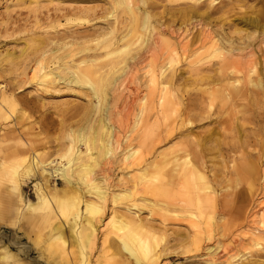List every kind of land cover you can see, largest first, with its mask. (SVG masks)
Here are the masks:
<instances>
[{
  "label": "bare ground",
  "instance_id": "1",
  "mask_svg": "<svg viewBox=\"0 0 264 264\" xmlns=\"http://www.w3.org/2000/svg\"><path fill=\"white\" fill-rule=\"evenodd\" d=\"M38 1L29 0V4H35L27 6L31 15L41 12L43 6ZM67 1H100L102 5L57 8L54 21L73 12L89 17L86 22L93 26L96 21H106V27L99 28L100 31L94 28L91 34L69 35L61 40L62 48L81 45L108 48L111 50L102 59H114L105 70L98 68L95 56L89 60L93 63L82 59L58 67V75L44 71L39 60L34 62L32 71H42V79L52 76L64 83L87 85L95 98V109L103 105L101 82L116 88L120 79L124 92L130 83L125 79L131 75L135 80L132 97L135 111L129 109V114L132 113L134 125L127 124L129 132L118 157L117 148H112L113 143L120 147L118 137L110 141L106 117L98 122L99 128L84 122L73 129V125L81 123L76 121L70 125L69 132L74 130L75 139L85 146L84 151L74 150L72 143L64 153L56 154L52 151L40 154V148L33 142L0 145V213L9 216L10 224L14 223V234L23 238L28 237V226L49 227L47 239L44 238L46 246L29 249L27 254L7 238L8 245L0 246L2 258L8 259L2 264H21L20 258L28 259V252L39 253L46 264L51 261L52 264H100L98 259L91 263L90 257L97 239L96 226L104 214L96 203L84 200L80 188L105 205L109 199L119 198L115 188H126L127 184L146 204L150 217L157 214L162 220L186 224L188 246L183 254L195 257L187 264H264L248 260L264 261V5L262 11L260 8L235 18L237 23L220 24L216 38L210 26L222 19L227 6L236 9L238 0H222L219 7L215 6L216 0H207L204 5L198 3L200 0H188L190 5L180 8L178 17L175 16L181 21L178 27L173 24L174 15L165 14L169 7L160 3L180 0ZM159 5L162 11H158ZM119 12L123 15L119 16ZM46 18L50 21V14L46 13ZM190 20H193L189 23L192 29L188 30L186 22ZM212 22L215 24L211 25ZM247 28L255 30L245 32ZM229 29L230 32H224ZM138 30L143 31L137 34ZM132 47L135 52H128ZM202 52L223 57L215 66H209L201 59ZM39 65L40 69L35 68ZM107 75L112 79L105 80ZM141 75L145 90L138 85ZM91 76L97 79L96 83L90 82ZM185 96L186 103L182 99ZM15 102V95L8 94L0 84V114L7 118L5 104L15 108ZM130 107L125 102L123 109ZM202 126H207L205 132L192 135L193 129ZM97 136L99 139L95 140ZM176 139L166 151L156 152L157 147ZM9 150L16 152L15 159L10 157ZM62 159L65 165L58 167ZM206 159L211 162L209 170ZM20 166L21 173L17 170ZM118 170L131 172L128 181L114 179ZM20 175L39 180L35 201L24 202ZM4 178L10 185L6 186ZM57 180H61V189ZM69 191L72 194L68 195ZM63 195L64 198H59ZM50 199L56 202L55 209L49 208ZM45 206L48 211L43 210ZM133 206L123 212L117 208L110 210L112 216L119 213L120 219L112 228L122 249L134 264H160L163 256L171 259L176 252L174 246L168 245L170 233L166 234L165 229L163 234L158 233L156 223L142 221ZM55 219L59 221L54 223ZM205 221H210L212 226L203 228L201 224ZM66 230L74 237L77 248L69 249L64 238ZM149 237L152 242L157 237L164 239L161 251L146 244ZM113 245L107 236L102 238L103 250ZM12 249H16L17 255H10Z\"/></svg>",
  "mask_w": 264,
  "mask_h": 264
},
{
  "label": "rangeland",
  "instance_id": "2",
  "mask_svg": "<svg viewBox=\"0 0 264 264\" xmlns=\"http://www.w3.org/2000/svg\"><path fill=\"white\" fill-rule=\"evenodd\" d=\"M206 1L207 0H200L198 3L204 5L207 3ZM38 2L43 7L41 12L34 16L31 15L27 6L32 7L35 6V4H29V0H0V84L5 86V90L8 94H14L17 100V102H15V108L5 104L7 118L0 114V145L4 143L5 147L15 143H18L19 145L20 143L32 144L33 142L40 148V154H46L49 151L56 154L57 152L64 153L69 143H72L74 145V150H78V152L84 151L85 146H83V143H81L80 140L78 141L75 139L73 133L74 130L69 132L70 125L76 122H81L76 127L74 125L72 126V128L75 129L82 126L85 122L84 125L89 123L92 127L99 128L98 122L103 117H106L105 125L108 127V131L111 135L110 141L112 140V137H118L117 142H119L120 147L114 143L112 145L113 149L117 148L115 156L118 157L122 154L121 149L124 146V138L129 132V129H126V126L127 124L133 122L131 116L132 113L129 114V109H131L132 112L135 111V105L132 102L133 88L135 87V80L133 77L131 75H127L125 82L127 81L126 83H130L129 88H127L124 92L122 91V88H120L122 83L120 79L118 80L116 88L111 87V85L108 84L105 85L101 82L100 86H102L104 91L102 101L103 105L101 109H95L93 107L95 98L91 97L87 85L83 83L79 85L74 83L69 84L68 82L64 83V81L59 80L58 78L56 79L52 76L47 79H42L40 76L42 71L37 70L34 72L31 69L35 61L41 60L40 65L44 67V71H50L53 75H58V67L62 68L64 66L76 64L82 59L88 60V63H93L94 61L91 62L89 60L96 57V65L98 68L105 70L108 67V62L114 58H102L104 57L105 52L110 51L111 49H98V47L95 46L93 49V45H88L87 47H81V45L73 46L71 48H62L63 45L60 44L61 40L67 38L69 35L91 34L92 29L94 28L98 30L101 27L105 28L106 21H96V24L93 26L92 23L86 22L89 20V17L87 18L85 16L87 19L85 20L84 15H81L80 13L74 14L73 12L67 14L64 18L58 21L59 23L52 19L54 16V10L57 8L62 10V8L68 9L75 6L88 7L96 6L97 4L102 5V3L100 1L91 3L80 1L81 3H74L67 0H39ZM189 2L190 1L188 0H180L179 2H162L160 4H164L169 7L170 10H165V14L167 17L169 14L174 15L173 17L176 19L173 24L175 27H178L181 21L177 18V11L186 5H190ZM216 2L218 3L215 4V6L219 7L222 0H216ZM238 4L239 6L236 9H232L230 6L224 8V10L227 9V12L222 19L219 22H216V24L215 22L211 23V25L215 24V26L210 27L211 32H213L216 38L218 36L215 34L217 33L216 31L219 29L220 24L225 23V25L228 26L231 23H237L234 19L239 16L249 15L254 11L257 12L260 8L262 11L264 2L262 1V4H258L252 0H238ZM195 5L198 6L197 3ZM160 10L162 11L163 8L160 7L158 11ZM46 13L50 14V21L46 18ZM118 15L122 16L123 14L119 12ZM191 21L193 20L186 22L187 25L183 24V26L186 25L187 28L189 27L188 30L192 29V25L189 24ZM242 28L245 29V27ZM247 29L248 30L245 32L255 30L249 28ZM142 31L143 30H138L136 32L137 34H140ZM227 31L230 32L231 29L224 32ZM193 32L195 31L193 30ZM218 33L221 32L219 31ZM91 36L93 37L94 35ZM66 41L70 42V40ZM127 51L132 53L135 52V49H127ZM127 51L125 50L124 52ZM124 52L122 53V56H124ZM222 52L225 53V51ZM73 53H76V55L71 57L70 55ZM201 54H204L201 59L205 65L209 66H215L223 57L222 54L213 52L211 54L202 52ZM24 64L27 66L26 68H24ZM40 65L35 68L40 69ZM82 66L83 65H80V68H82ZM182 68H184V66H182L181 69ZM143 77L144 75L139 76L140 82L138 85H141V88L145 90V79H143ZM124 78L122 77L121 79ZM111 79L112 78L110 76H105V80L109 81ZM142 79L144 80V83H142ZM89 80L92 83L97 82V79H95L94 76H91ZM40 81H42V84H40ZM131 81H133V83ZM182 99L183 102L186 103L187 96ZM125 102L131 104L132 107L123 109ZM251 113L248 112L247 114ZM130 125L133 126L134 123ZM249 127L253 128L254 125L249 124ZM206 130L207 126L195 128L192 130V135L201 133V131L205 132ZM88 134L90 136L93 135L92 132ZM213 137H217V135H213ZM98 139L99 138L97 136L95 140ZM176 141L177 139L157 147L156 152L162 153L166 151L169 145ZM9 152L10 157L15 159L16 152L11 150H9ZM92 152L95 153V150ZM112 152L114 153V150H112ZM158 155L160 154H155L154 156ZM40 158L43 160L42 156H40ZM210 158V156L207 157L208 160H210ZM207 159L206 166L209 170L211 168V162ZM60 164L61 165L58 167L65 165V160L62 159ZM17 170L21 173L22 166H20ZM130 174V171L118 170L115 171L114 179L121 178L122 180L128 181ZM208 175L211 176L212 172L209 171ZM21 176L23 175H20L19 177ZM4 180L7 182L5 178ZM38 182V179L23 176L22 197L25 203L35 201L36 184ZM57 182L59 183L58 189H61V180H57ZM8 184L10 185V182H7L6 186H8ZM74 186L76 185L74 184ZM76 187L77 189L79 188L78 186ZM114 192L119 195V198L116 199V201H114V199H109L108 203L104 205L103 203H98L96 200H93V198L88 196L83 187H81L79 191V194L84 196V200L96 203L104 214L103 216L101 215V222L96 226L97 239L90 257L91 263H93L95 259H98L100 264H119L121 263L120 261H126L134 264L132 258L128 257V254L122 249L119 239L116 238L112 228L117 219H120L119 213L112 216L110 211L117 208L120 212H123L127 207L133 206V204H135L133 206V210L136 212L137 217H139L142 221L150 224L148 222H151L152 220L159 228L158 233L161 232L163 234L162 231L164 229L166 234L170 233V244L168 245L174 246L173 249L176 253L175 255H172V258L169 260L164 258V256L161 257L160 264H187L188 262L194 261V256L189 257V255H187L188 253H185L186 255L183 254L184 250H187L188 246V241L186 239V234L188 236V228L186 224L162 220L163 218L159 217L157 214H152L150 217L149 210L147 209L148 207L140 200L139 195H136L134 191L132 192L131 184H127L126 188H115ZM48 193L51 194L50 191H48ZM70 194H72V192L69 191L68 195ZM64 195L59 198H64ZM50 200L51 201L48 202L49 208L55 209L57 206L56 202L52 199ZM43 210L48 211L46 206ZM56 212L57 211H53V215L56 214ZM9 219V216L4 213H0V246L1 244L4 246L8 245V239H11L14 241V247L18 250H25L26 254L29 249L39 250L40 248L46 246L47 243H45L46 240L44 238L47 239L45 234L49 227L43 226L39 228L37 226L32 229L28 226L26 227L28 229V237L23 238L21 237V234H14V223L13 225L10 224ZM219 220L220 219L217 218V221ZM58 221V219H55L54 223H57ZM201 226L203 228H209L212 226V223L210 221H205L201 224ZM104 236H107L110 243L114 244L113 246H108L106 250H103L101 246V240ZM161 237H157L158 240H155V242H152L151 237H149L146 240V244L155 250L158 249L161 251L162 246L164 245V239ZM175 237H177V240L180 239L179 242L181 244L174 239ZM64 238L67 241V244H69V249H75L76 242H74V237L68 232V230L65 231ZM39 242L45 244L40 246V244H38ZM10 255H17L16 249H12ZM38 255L39 253L35 254V252H28V259L20 258L19 262L21 264H46ZM105 258L107 261H105ZM29 259H31V261H29ZM248 260L264 262L263 260L255 258H249ZM7 261L8 259L2 258V255L0 254V264ZM55 261H58V259ZM52 262L53 261L50 263L48 262L47 264H52ZM198 264L204 263L200 262Z\"/></svg>",
  "mask_w": 264,
  "mask_h": 264
}]
</instances>
